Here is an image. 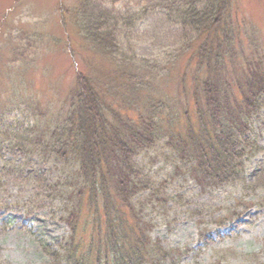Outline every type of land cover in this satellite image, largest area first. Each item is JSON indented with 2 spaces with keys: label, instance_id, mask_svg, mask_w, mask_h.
<instances>
[{
  "label": "trees",
  "instance_id": "obj_1",
  "mask_svg": "<svg viewBox=\"0 0 264 264\" xmlns=\"http://www.w3.org/2000/svg\"><path fill=\"white\" fill-rule=\"evenodd\" d=\"M76 2L73 8L59 7L64 21H71L91 52L107 57L115 70L97 77L103 80L99 84L95 75L78 68L74 88L59 109L61 120L45 140H31L41 129L42 113L33 123L24 114L25 107H40L9 85L11 95H0V164L8 163L3 152H30L66 164L73 160L76 166L79 188L67 200L62 219L70 235L57 243L37 238L40 264H161L162 258L176 264L175 250L152 240L150 224L144 226L139 195L167 200L157 197L159 186L139 158L163 142L174 169L184 168L199 185L246 182L241 179L245 159L260 149L252 121L264 123V51L258 54L253 37L248 39L252 49H239L241 29L246 34L249 26L235 14L234 0H141L139 13H149L148 23L159 16V27L170 22L176 28L160 48L159 65H145L143 57L125 49L131 34H121L135 27L129 0ZM182 57V97L159 88V98L123 99L126 92L140 97L157 77L165 81ZM22 64L29 67L25 57ZM15 110L19 113L10 116ZM32 179L40 191L52 188L47 175ZM190 212L199 216L197 209ZM201 233V239L213 237L211 231Z\"/></svg>",
  "mask_w": 264,
  "mask_h": 264
},
{
  "label": "rangeland",
  "instance_id": "obj_2",
  "mask_svg": "<svg viewBox=\"0 0 264 264\" xmlns=\"http://www.w3.org/2000/svg\"><path fill=\"white\" fill-rule=\"evenodd\" d=\"M76 1L0 0V95L5 99L11 95L10 87H15L29 102L40 107L37 111L22 108L30 123L42 113L38 118L41 129H36L31 140H45L60 122L61 119L57 121L59 109L74 88L78 68L96 78L115 70L107 57L91 52L71 21H64L66 16L60 14V6L73 8ZM119 2H115L116 6ZM129 3L135 27L121 31L122 35L131 34L124 40L125 49L143 57L145 65L147 62L159 65V59H163L160 48L169 42L168 37L176 28L169 27L170 22H161L159 27V16L148 23L149 13H139L141 0H129ZM234 4L237 17L250 27L246 28V34L241 29L240 39H244L239 49H252L248 39L253 37L258 43V54H262L264 0H234ZM149 10L156 12L157 8ZM134 34L137 36L133 38ZM74 49L77 54L73 53ZM73 54L77 57L73 58ZM24 57L27 68L22 64ZM185 62L186 57H182L173 75L170 73V77L160 82L157 77L151 88L140 92V97L136 96L137 92H126L123 99L159 98V88L163 93L182 97L179 75ZM96 80L103 84V80ZM111 95L115 97L114 93ZM14 113L19 111L11 112L10 116ZM257 121H252V127H256L255 138L252 137L262 150L253 153L257 155L246 162L245 185L197 184L184 168L174 169V161L163 142L140 156L139 161L144 158L143 164L153 176L155 187L159 186L157 197L167 200L156 202V195L151 197L148 192L139 195L144 226L150 224L147 233L152 240L175 250L176 264H264V123L255 125ZM3 154V161L8 163L4 168L0 164V264H40L43 253L37 238L57 243L70 235L69 226L62 219L69 209L67 200L74 199L79 188L80 177L76 175L73 160L66 164L37 153ZM43 175L52 179V188L40 191L32 177ZM193 209L198 210V217L190 212ZM219 222H225L226 227L216 234L213 225ZM201 231H211L213 237L201 239ZM169 261L162 258L161 264Z\"/></svg>",
  "mask_w": 264,
  "mask_h": 264
}]
</instances>
